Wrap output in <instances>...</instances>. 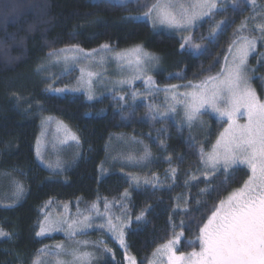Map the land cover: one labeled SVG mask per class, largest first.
<instances>
[{"label":"trees","instance_id":"obj_1","mask_svg":"<svg viewBox=\"0 0 264 264\" xmlns=\"http://www.w3.org/2000/svg\"><path fill=\"white\" fill-rule=\"evenodd\" d=\"M157 1L0 0V173L7 179L18 177L23 189L16 204H0L1 229L14 234V239L0 237V264H17L19 256L29 258L51 241L64 240L60 234L38 235L44 217L59 204L76 212L124 197L131 221L125 231L126 248L139 264H147L176 235L181 236L180 251L190 252L200 248V228L219 202L247 181L249 172L243 167L220 171L210 179L199 175L205 154L225 126L223 121L215 120L214 136L204 140L207 136L160 118L149 101L132 100V89L126 97L112 93L92 101L84 93L49 90L51 82L39 68L49 54L105 45L118 49L143 45L163 55L168 69L155 74L160 88L203 82L220 73L232 43L248 34L243 26L254 8L250 0H233L212 11L195 29L194 41L202 50L194 54L182 48L177 36L154 31L148 20L134 18L148 13ZM258 57L252 63L257 64ZM77 73L60 77L55 86L73 82ZM256 77L261 91L264 62ZM45 117L62 119L82 140L83 156L61 174L47 169L36 156ZM118 136L157 150L162 159L139 175L155 170L166 177L164 186L137 185L133 179L137 173L108 172L110 142ZM168 169L174 171L173 177ZM121 249L115 247L114 256L105 252L98 264H124L126 250Z\"/></svg>","mask_w":264,"mask_h":264},{"label":"rangeland","instance_id":"obj_2","mask_svg":"<svg viewBox=\"0 0 264 264\" xmlns=\"http://www.w3.org/2000/svg\"><path fill=\"white\" fill-rule=\"evenodd\" d=\"M113 1L124 3L130 0ZM232 1L170 0V3L175 5L170 11L177 18H179L182 12L181 5L183 6V10L198 14L197 18L191 24H182L180 27L160 23L157 19V11L153 10V7L147 13L148 15L141 14L134 18L148 20L154 31L166 32L177 36L181 39L182 48L186 47L194 54H198L202 50V46L200 43L194 41L195 29L212 11L225 7L231 4ZM160 2H163V0H160ZM203 2L214 4L215 7L211 9L207 7L203 9L195 7V5ZM157 3L158 1L155 2V4ZM255 4H258L257 0H250V5L254 8L248 18V24L243 26L244 29L248 27V29H245L248 34L238 37L232 43L224 60L222 70L214 77L223 79L227 70L233 66L234 62H238V50L245 45L246 41H254V44L248 47L245 75L247 86L256 93L258 99L264 102V86L259 91L255 80L257 78L258 67L264 62V1L256 7ZM260 45L262 51L260 50ZM255 55H259L257 64L252 63ZM149 57H155L157 59L150 60ZM137 60H139V63H137ZM44 61L45 64L39 68L40 71H44L45 79L51 82L50 89H48L52 92L59 94L80 92L84 93L88 100L92 101L112 93L118 94L119 97H126V91L132 89V100L136 98L149 101L160 118L170 119L178 128L188 129L199 137L207 136L204 140L210 136H214L218 128L215 120L225 122V126L219 132V135L217 133V138L215 137L216 140L211 150L203 158L204 161H202L201 173L199 175L210 179L215 173L220 171L230 172L237 167L247 169L249 176L251 175L247 165H232L225 169L222 161L214 165L209 159L214 151H219L216 148V144L218 139H220L221 133L228 127V118L226 116L221 117L219 113L205 106L200 109L192 121L187 119L186 105L191 102V94L198 93L201 90L198 86L204 85L206 82L211 87L209 79L199 83L188 82L165 86L162 87L163 89L160 88L155 83V74L158 71L168 69L166 60L163 55L150 52L143 45H135L121 49L102 46L91 51L70 47L49 54ZM75 70L78 73L73 82H65L55 86L60 77ZM241 111L243 112L244 110L241 109ZM236 119L239 124L247 123L246 114L237 116ZM42 122L43 124L41 123L40 133L36 141V156L47 169L53 173L61 174L76 159L83 156L84 151L81 137L62 119L45 117ZM110 145V153L107 156L108 161L106 160V165L109 168L108 172L119 170L122 172L126 171L127 173L132 172L130 174L137 173L138 175L133 176L134 182L137 185L161 187L166 184L164 182L166 177L161 178L155 170L147 175H139V172H149L152 169V165L157 163L159 159H162L157 150L152 148L147 150L145 145L139 144V140L131 139L127 136L113 137ZM38 150L39 156L37 155ZM105 168L104 163L100 166V173L104 174L103 171L105 172ZM168 171L170 177H173L174 171L172 169H168ZM198 173L199 171L196 175ZM19 182L18 177L7 179L0 173V204H11L12 202L16 204L19 201L20 194L17 191ZM129 221L125 197L117 201H106L103 206L100 202H96L92 206L82 207L76 212H71L69 206L66 204H59L50 209L49 213L44 217L40 227V236L50 237L60 234L64 237V240L55 239L51 241L45 246H42L36 254L29 258L19 256L17 264H62V262L72 264L73 256L68 254L72 250H75L77 255H85V264H98L104 258L105 252L108 251L113 256L116 255L115 247L119 249L125 247L124 250H126L128 255L125 253L126 257L124 256L123 258L124 264H139L137 259L126 248L125 231L131 223ZM69 225L72 227L70 228ZM42 228L43 232H41ZM0 230L6 234L0 237L7 236L14 239V234L10 231L6 232L1 229V226ZM120 233H123V245L117 238ZM173 240L177 241L172 245L177 256L184 254L187 257L194 251H200V248L190 252L180 251L181 236L176 235L170 241ZM166 244L161 246L153 254L147 264H169L170 254L164 248Z\"/></svg>","mask_w":264,"mask_h":264},{"label":"snow or ice","instance_id":"obj_3","mask_svg":"<svg viewBox=\"0 0 264 264\" xmlns=\"http://www.w3.org/2000/svg\"><path fill=\"white\" fill-rule=\"evenodd\" d=\"M173 7L175 5L170 0H158L153 5L160 23L180 27L182 24H191L197 18V13L183 10L182 5V12L177 18L170 11ZM195 7L211 9L215 5L203 2ZM252 44L254 41H246L238 50V62H234L224 78H209L211 87L208 82L198 86L201 90L192 93L191 102L186 105L189 121L205 106L221 117L228 118V127L221 133L216 144L219 151H214L209 159L214 165L222 161L225 169L232 165H247L251 175L241 188L219 202L207 223L200 228L199 252L194 251L187 257L184 254L177 256L172 247L177 242L175 240L164 246L170 254L169 264H264V102L247 86L245 63L248 47ZM245 114L247 123H237V116ZM17 191L20 193L23 189L18 186ZM3 235L6 234L0 230V236ZM117 238L123 245V233ZM68 254L73 256L72 264H85V255H77L75 250Z\"/></svg>","mask_w":264,"mask_h":264}]
</instances>
